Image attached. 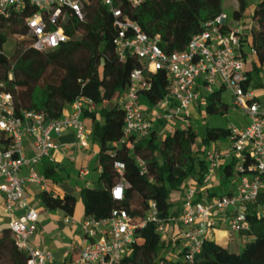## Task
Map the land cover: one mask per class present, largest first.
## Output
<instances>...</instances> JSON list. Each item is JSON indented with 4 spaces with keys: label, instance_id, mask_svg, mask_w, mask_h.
<instances>
[{
    "label": "built area",
    "instance_id": "2783aa9c",
    "mask_svg": "<svg viewBox=\"0 0 264 264\" xmlns=\"http://www.w3.org/2000/svg\"><path fill=\"white\" fill-rule=\"evenodd\" d=\"M84 1L0 0V14L7 9L23 13L33 38L31 46L44 50L69 40V22L85 19ZM143 1L99 0L112 18L115 29L112 44L118 58L123 60L129 53L143 65L130 72L129 82L121 93L122 136L113 145L132 138L129 142L132 147L133 142L147 136L153 126L152 118L144 112L139 99L140 93L151 86L145 72L164 70L169 80L167 97L153 107L156 119L174 118V113L163 112L170 104L176 106V112L183 110V114L188 115L190 104L205 100L217 90L227 91L233 105L247 118L243 127L228 126L230 149L205 151L206 170L201 181L193 180L192 185L183 188L180 216L183 228L179 240L185 249L184 259L190 261L201 250L204 235L217 224L238 233L242 244L249 238L250 223L244 206L255 203L258 196L264 194V101L258 94L264 92V87L254 83L245 64L249 55L257 70L264 74V60L258 61L257 49L250 42L251 20L244 21V15L239 19L229 18L224 12L203 21L202 29L191 36L183 50L165 52L159 45V35L147 34L122 7L124 4L136 7ZM90 105V98L79 94L67 108L68 112L56 118L40 111L17 110L12 93L0 82V206L3 209L0 225L4 217L15 246L26 255V264H49L52 259L50 251L33 243L38 212L30 203L29 188L46 190L45 177L38 174L34 166L44 159H52V152L59 146L56 139L64 132H72L79 147L88 146L82 115L84 108ZM184 125L190 126L188 118ZM223 160L232 162L235 174L227 193L205 201L197 199L198 191L211 182ZM136 163L142 173L146 171L141 158L137 157ZM113 167L121 177L124 163L115 161ZM22 168L27 169L25 176L20 175ZM100 171L101 167L97 166V172ZM88 173V168H81L77 175L82 179ZM110 194L115 200L123 199L121 180L110 188ZM253 214L257 218L264 217V208H255ZM147 221L155 224L159 234H165L166 222L158 216L154 203H151ZM144 224L143 221L138 227ZM80 226L82 236L74 264H119L134 242L137 228L128 212L120 208L112 209L102 219L85 216Z\"/></svg>",
    "mask_w": 264,
    "mask_h": 264
},
{
    "label": "trees",
    "instance_id": "16d2710c",
    "mask_svg": "<svg viewBox=\"0 0 264 264\" xmlns=\"http://www.w3.org/2000/svg\"><path fill=\"white\" fill-rule=\"evenodd\" d=\"M221 0H144L136 7H122L130 19L136 21L149 35H159V45L165 52L183 50L191 36L202 29V22L221 12ZM233 18L239 19L248 9V0H236ZM83 22L70 21L67 25L69 40L58 47L37 50L24 22V14L7 9L0 14V82L12 93L19 109L43 112L47 117L61 116L79 94L90 98L91 105L83 110V119L91 122L90 135L98 145L97 164L101 167L96 183L82 187L84 215L95 219L107 217L114 208L124 209L137 225L134 242L119 264H264V217L257 218L255 208H264V194L253 204L244 206L250 223L249 236L238 252L230 251L215 240L204 239L201 250L188 261L185 249L155 230L147 221L151 203L166 223L178 216L172 210L170 194L183 190L188 179L201 181L206 170L202 156L209 142L229 136L228 127H206L198 137L191 126H170L160 129L163 119H155L149 134L113 145L120 140L123 110L120 96L129 82L133 69L143 65L135 55L127 54L121 60L115 53L112 39L115 29L107 8L99 0L83 2ZM249 35L257 49L258 61L264 60V0H254ZM13 37V40L10 38ZM257 68L255 67L254 70ZM151 86L140 93L144 112L167 97L169 80L164 70L145 72ZM251 76V74H249ZM222 90L206 96L204 111L207 114H224L226 105L221 102ZM199 104L201 99L198 100ZM172 103L173 100L170 99ZM173 104H170V106ZM184 122L190 115L175 114ZM141 158L146 171L141 172L136 158ZM115 161L124 163L122 176L113 167ZM57 165L44 166V176L53 183L63 185ZM219 184L209 196L227 193L235 174L232 162L219 170ZM121 180L124 184L122 200L111 197L110 188ZM201 193H198L200 199ZM39 202L48 210H60L73 215L76 198L72 190L64 188L61 195L53 196L50 190L38 192ZM181 199V198H180ZM182 213V212H181ZM145 222L144 226L138 224ZM178 239L175 243H178ZM183 246V245H182ZM173 249V257L164 255ZM177 249V250H176ZM26 264V255L14 244L7 224L0 225V262Z\"/></svg>",
    "mask_w": 264,
    "mask_h": 264
},
{
    "label": "crops",
    "instance_id": "0c3cea01",
    "mask_svg": "<svg viewBox=\"0 0 264 264\" xmlns=\"http://www.w3.org/2000/svg\"><path fill=\"white\" fill-rule=\"evenodd\" d=\"M254 67H255L254 61L252 60V58L249 55H247L245 68L247 71L250 72L251 75L253 73ZM145 107L146 106L143 105L144 109H145ZM165 110L167 112L175 113L176 112V106L171 105L170 107L163 109V112ZM67 112H68V109H66L64 111V113H67ZM146 113L148 116H150L152 118V120L154 122V120L156 118L154 117L155 112L153 111V107L150 108V110H148ZM176 114H179V112H176ZM84 120L85 119H83V122H84ZM84 125H85V122H84ZM85 127H86V130L88 132V135H87L88 146L85 149L79 147L76 144L75 137H74L72 132H64L59 138L56 139L59 146L56 150H54L52 152V159L51 160L44 159L41 162L37 163V164H40V166H41L40 171L38 172V170H36V169L35 170L37 171L38 174L43 175V176H44V173H43L44 166L47 164V162L54 164V165H57L56 171L59 174L60 182L63 185L53 183L49 178H46L44 176L45 177L46 190H50L51 193L55 196L61 195L64 188L72 190L73 194L75 195L76 185L72 184L69 181L70 180L69 179L70 174L62 162L66 158H68V155H70V153L73 154V151L75 150L76 147L81 149V151L92 152L94 158H96L95 169L97 172L98 145L95 142H93L91 139V135H90L91 122L89 124V127L86 125H85ZM214 148L219 149V147H217L216 145ZM206 150H209V148L205 147L204 152L202 153L203 157H204V153ZM27 153L30 154L31 152L28 151ZM227 162H228V160H223L222 165H224ZM36 165L34 166V168H36ZM81 168H86V167L80 166L78 168V170ZM220 168H218L215 171V174H214L211 182L207 186L200 188V190L198 191V193L202 194L200 197V200L205 201V200H208L209 198H211L208 193H209V191H211L214 187H216L219 184V179H220L219 170H220ZM78 170L76 171L75 176L79 180H84L85 177L89 174L88 173L84 178L80 179L77 175ZM26 174H27V169L22 168L20 175L25 176ZM98 174L99 173L97 172V177H98ZM193 180L194 179H188L185 182L184 187L192 185ZM85 186H88V185H85ZM29 191H30V203L38 212L37 229H36V232L33 236V243L36 246H38L39 248H41L42 250H47V251H50L52 253V259L50 260L49 264H74L73 260L77 256V246L79 245V242H80L81 236H82V230H81L80 222L85 217V215H84V202L82 200L77 201V199H76V204H75L73 215L66 216L60 210H48V209H46L39 202V200L37 198V194H38V192L43 191V190H40L37 187H30ZM182 191L183 190L174 191L170 194V200L172 202H174V205L172 206V210H178L180 213L178 214V216L171 218L170 221L168 223H166V230H165V234H164V237L171 241V246L177 245L179 248L182 247V240H179V235H180V232L182 231V228H183L182 223L180 221V216H181V212H182V200L180 198L182 195ZM198 193H197V198H198ZM75 198H76V196H75ZM43 208H45L47 210V212L41 211V209L43 210ZM17 213H20V211H17ZM0 215H3V209L1 206H0ZM66 218H67V220H66ZM2 220H3L2 224H4L5 218L2 217ZM222 225H224V224H222ZM225 227L228 228L226 225H225ZM237 235L240 239V236L238 233H237ZM204 238L214 240L207 233L204 235ZM177 239L179 241H178V243H175V241ZM222 240H224L223 244H224L225 248L228 249V248H232L234 246V243L231 239H229V238L224 239L223 238ZM239 245L242 246L241 240L239 242ZM173 252H174L173 249L170 248L168 255H171L173 257L174 256V255H172Z\"/></svg>",
    "mask_w": 264,
    "mask_h": 264
},
{
    "label": "rangeland",
    "instance_id": "374dc122",
    "mask_svg": "<svg viewBox=\"0 0 264 264\" xmlns=\"http://www.w3.org/2000/svg\"><path fill=\"white\" fill-rule=\"evenodd\" d=\"M253 3L254 0H248V9L245 13L243 20L249 21V15L253 11ZM238 7L236 0H221L220 1V8L221 12L226 13L229 18H233V11L236 10ZM10 40H13V37L10 38ZM252 77L254 80V83L256 85H260L261 87H264V74L260 73L257 69L253 70ZM264 91V90H262ZM259 99L261 101H264V92H259ZM221 102L226 105V111L224 114L219 113H213V114H207L204 110L205 106V100H202L200 104L199 101H195L192 104L189 105L187 108L188 113L190 114V126L195 128L198 137H200L206 127H228L230 125H234L237 127H243L247 123V118L243 114V112L236 106L233 105L231 96L227 91H222L221 93ZM143 105V104H142ZM183 113V110L179 112V115ZM85 125L89 127L90 121L88 119L84 120ZM184 122L181 121L180 118L174 117L168 121H165V124L160 127L161 130L166 131L169 130L170 126H182ZM219 147L220 151L224 152L230 149L231 143L228 141L226 137H220L215 141L209 142V144L206 146L209 149H212L215 147ZM63 165L67 169V171L70 174L69 181L72 184L76 185V192L75 196L77 201L82 200L85 201L84 193L82 191V187L85 185H92L97 184V172H96V158H94L92 152L89 151H81L78 147L75 148L73 151V154L70 153L68 155V158H66L63 162ZM86 167L89 170V174L85 177L84 180H79L75 173L78 170V168ZM40 164L36 165V170L38 172L40 171ZM203 201V200H202ZM41 211L47 212L45 208ZM207 234H209L212 239H214L216 242L224 246V240L223 238H229L233 241L234 246L232 248H228L230 251L238 252L241 249V245H239L240 239L235 231H232L225 227V225H218L214 228H211L208 230ZM169 250H166L164 255L168 258L172 257L171 255H168ZM168 255V256H167ZM173 255V254H172ZM0 264H9L8 261L2 260Z\"/></svg>",
    "mask_w": 264,
    "mask_h": 264
}]
</instances>
